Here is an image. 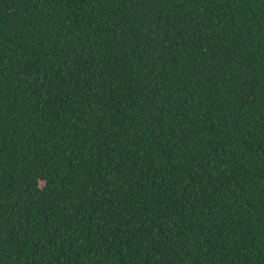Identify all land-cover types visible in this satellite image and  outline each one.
<instances>
[{"label":"trees","instance_id":"obj_1","mask_svg":"<svg viewBox=\"0 0 264 264\" xmlns=\"http://www.w3.org/2000/svg\"><path fill=\"white\" fill-rule=\"evenodd\" d=\"M0 264H264V0H0Z\"/></svg>","mask_w":264,"mask_h":264}]
</instances>
